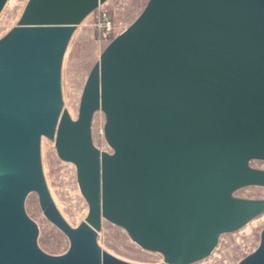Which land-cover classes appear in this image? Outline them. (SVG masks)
<instances>
[{"label":"water","instance_id":"1","mask_svg":"<svg viewBox=\"0 0 264 264\" xmlns=\"http://www.w3.org/2000/svg\"><path fill=\"white\" fill-rule=\"evenodd\" d=\"M107 1L28 0L0 37V264H141L101 246L105 220L159 264H195L264 214V198L236 195L264 187L253 165L264 162V0H148L101 53L73 117L65 54ZM98 111L111 151L93 139ZM43 138L76 167L88 203L77 225L50 191ZM31 193L68 237L64 253L40 246ZM236 264H264V228Z\"/></svg>","mask_w":264,"mask_h":264},{"label":"rangeland","instance_id":"2","mask_svg":"<svg viewBox=\"0 0 264 264\" xmlns=\"http://www.w3.org/2000/svg\"><path fill=\"white\" fill-rule=\"evenodd\" d=\"M28 0H9L0 14V37L17 24ZM11 2V3H9ZM148 0H108L101 8L110 12L114 23V36L128 27L142 12ZM98 12L90 14L76 29L63 63V95L65 106L77 117L85 81L107 44L113 39L99 35ZM105 115L98 111L93 121L94 142L103 150L111 151L104 137ZM42 156L45 176L52 196L65 218L73 225L85 219L88 203L82 195L76 167L59 158L53 141L43 138ZM255 167L264 168V162L254 161ZM236 195L247 198H264V187L249 186ZM26 209L38 223L39 244L52 254L64 253L70 245L68 237L44 215L38 195L31 193ZM257 220L253 225V221ZM249 226L250 228H248ZM242 229L221 236L215 251L205 260L195 264H236L254 251L260 243L264 228V214L251 220ZM103 248L112 254L141 264H159L161 254L141 248L121 227L105 220L98 237Z\"/></svg>","mask_w":264,"mask_h":264},{"label":"built area","instance_id":"3","mask_svg":"<svg viewBox=\"0 0 264 264\" xmlns=\"http://www.w3.org/2000/svg\"><path fill=\"white\" fill-rule=\"evenodd\" d=\"M103 4L98 7L96 11L98 12V28H99V35L103 36L104 38H109L110 40L114 38V23L111 18L110 12H107L106 9H101ZM95 11V12H96ZM94 12V13H95Z\"/></svg>","mask_w":264,"mask_h":264},{"label":"bare ground","instance_id":"4","mask_svg":"<svg viewBox=\"0 0 264 264\" xmlns=\"http://www.w3.org/2000/svg\"><path fill=\"white\" fill-rule=\"evenodd\" d=\"M9 3H11V2H9ZM256 221H257V220H254V221H253V225L256 223ZM246 226H247V225H246ZM247 227L250 228L249 226H247Z\"/></svg>","mask_w":264,"mask_h":264}]
</instances>
